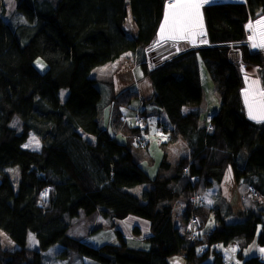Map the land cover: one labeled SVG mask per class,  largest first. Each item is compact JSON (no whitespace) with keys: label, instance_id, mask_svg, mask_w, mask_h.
<instances>
[{"label":"trees","instance_id":"trees-1","mask_svg":"<svg viewBox=\"0 0 264 264\" xmlns=\"http://www.w3.org/2000/svg\"><path fill=\"white\" fill-rule=\"evenodd\" d=\"M15 1L22 22L11 25L2 19L0 0V230L15 244L0 248V264H45L55 246L58 257L76 254L83 263L82 257L95 264H168L180 255L187 264H223L229 256L216 246L233 242L239 264H264V256L242 255L254 241L264 247V122L246 116L240 93V64L256 68L264 88V52L249 48L245 30L264 14V0L205 4L208 45L181 46L163 60L158 53L154 69H148L145 51L157 35L164 4L173 0ZM127 14L133 33L124 27ZM125 53H142L140 67L154 91L148 101L166 118L155 125L167 141L181 139L188 149L173 165L162 154L152 175L148 126L124 122L130 140L121 144L97 120L101 94L90 72ZM38 58L47 66L44 72L34 63ZM201 63L219 98L218 111L204 117ZM63 89L67 96L61 100ZM136 96L120 91L113 99L116 114ZM133 110L149 116L145 108ZM15 117L19 130L11 125ZM114 123L120 127L121 119ZM30 133L40 140L39 151L23 147ZM229 167L249 194L250 204L236 214L221 201L205 208L200 193L219 184ZM140 185L146 187L139 195L130 192ZM177 200L184 204L182 233L173 223ZM81 211L147 220L145 246H127L118 230V242L97 247L69 236L70 220ZM29 235L36 249L28 246Z\"/></svg>","mask_w":264,"mask_h":264},{"label":"crops","instance_id":"crops-1","mask_svg":"<svg viewBox=\"0 0 264 264\" xmlns=\"http://www.w3.org/2000/svg\"><path fill=\"white\" fill-rule=\"evenodd\" d=\"M242 1L243 0H221L220 2H242ZM205 4H208V3H204L203 5H205ZM200 10H201V8H200ZM262 15H264V14H262ZM262 15H260L259 17H261ZM201 17H202V15H201ZM162 21H163V18L161 20V23H162ZM248 22H250V21H248ZM202 23H203V18H202ZM246 25H245V30L247 29ZM160 26H161V24L159 25L157 34L159 33ZM129 28H130L131 33L135 32L134 25L129 26ZM203 32H204V35L202 36V41L200 43H187V45H183V46H188L190 48H195V47H199V46H207L208 42L206 39V31H205L204 23H203ZM251 32H252V30L250 31V34H251ZM259 32H260L259 30L256 31L258 41H259ZM248 35L249 34L247 31V33H246L247 39H249ZM159 36L160 35L158 34L157 38ZM197 39H199V38H197ZM247 44H248L249 48L252 50H260V51L264 52V48H260V47L254 48L252 46V42L248 43V40H247ZM180 48L176 49V51L181 50ZM139 57H142V53H140L138 56L135 53H125L116 61L111 62V63H107L105 65L98 67V68H101V70H102L100 72V74L103 75V77H104V79L102 80V84H104V86L106 88L105 92H106L107 98H106V101L103 105V106L106 105L105 108L100 109V110L98 109L97 120L99 122V125L103 129H105L110 134V136L112 138H114L117 142H119L121 144H125L127 141L130 140L129 139L130 133L124 131L122 129V127L124 125V122L130 124L131 117H132V111H134L133 109L137 110L139 108L140 109L145 108L147 110V115L155 116V117H157V120L160 119V120L166 122L165 114L160 112L159 110H157L151 101L150 102L148 101L152 98L154 91L152 89V86H151L149 79L145 75H143V73H142V69L140 67V62H139L140 59H138ZM156 59L151 61V59L149 58V62H152L155 65V67L157 65L155 63ZM147 67H148V64H147ZM46 68H47V66H46V64H44V66H41V68H39V71L44 72L46 70ZM96 68H94V69H96ZM148 69H150V68L148 67ZM93 70H91V72H93ZM240 72H241L242 83H243L242 88H241V92H240L241 93V100H242V104L245 108L246 116L249 118L248 107L245 104V95H244L245 90L249 89L250 92L255 91L257 89L259 91H264V88L259 83L256 68L240 64ZM250 73H252V74H250ZM199 74H200L201 86H202V90H203V99H202V102L200 105V108L202 110V117H204V115H206V114L214 115L219 109V98L214 91L213 83H212V81H211V79L207 73V70L204 68L202 63L200 64V67H199ZM93 79L96 81V84L98 86V81L95 78H93ZM253 81H256L257 84L253 85L252 84ZM250 86H251V88H250ZM98 89H99V87H98ZM123 89H129L131 91H134V92H136L137 96L135 99H133L131 101L130 105L118 106V108H117V114L118 115H117L116 114V108L113 105V99ZM99 91H100V89H99ZM100 94H101V91H100ZM257 99H258V97H257ZM146 101H148V102H146ZM146 104H147V106H146ZM99 106H100V104H99ZM190 109L191 108H189V107H185L183 110L185 112H187ZM100 117H101V120H100ZM116 117H119L121 119V126L120 127L117 126V123H114V121L116 120ZM250 120H252V119H250ZM252 121L257 122L255 120H252ZM262 122H264V121H262ZM164 137H165V139L163 141L160 140V138L155 139V137L154 138L149 137L150 138V140H149L150 147L149 148L150 149L153 148V151L154 152L156 151L157 154H159L160 158H161L162 154H165L167 161H169L171 163V165H173L181 156L186 155L187 151H184L185 149L183 148V151L181 153H177V155H174L177 152V150L175 149L176 145L178 143H179V145H181L182 144L181 142H183V141L181 139H176L175 141H172V142L166 144V141L168 139V134L166 133ZM164 144H166V145H164ZM182 146H183V144H182ZM148 153H150L152 155L150 150L148 151ZM244 158H245L244 156L241 157V163L244 162L243 161ZM158 161H160V159ZM241 181H242V178L240 180H236L234 178V174H233L232 169L230 167L227 168L224 171L223 178H222L221 182L218 184V187L216 189V190H218V195H216V197H217L216 204L219 205L220 201H221V203L223 202V204L229 206V208L231 209L233 214L241 212L246 207V205H249L250 204L249 197H248L249 194L247 193L246 188L244 189L245 185L242 184ZM241 185H244V186L241 187ZM214 187H216V186H212V184H211L210 188H208V189L213 190ZM257 199H258V201H261V198L258 197ZM177 202L178 201H176L172 206V208H173V223H174L175 227L178 228L179 232L182 233L186 226H185V224H183V222L180 218L181 212L183 209L182 208H176L177 206H179ZM131 216L132 215H129L126 218L131 217ZM136 217L137 216L131 217V218H133L131 220H134L136 223H138L139 220ZM147 224H148V222H147ZM212 225H213V223L211 221L209 223L208 227L210 228ZM29 236H28V239H29ZM232 244H237V243L233 242V243L228 244L227 246H224L222 251L227 250L229 247H231ZM36 246H37L36 241H33L32 246H30V248L36 249ZM58 248H60V247H58ZM254 255H258L260 257H263L264 252H259V254H254ZM85 261L90 262V263L92 262V261H89L87 259H85ZM167 261H168V264H187L184 257L180 256V255L171 256L167 259Z\"/></svg>","mask_w":264,"mask_h":264},{"label":"rangeland","instance_id":"rangeland-1","mask_svg":"<svg viewBox=\"0 0 264 264\" xmlns=\"http://www.w3.org/2000/svg\"><path fill=\"white\" fill-rule=\"evenodd\" d=\"M221 0H208L207 3H211V2H220ZM3 2V13H2V19L4 22L8 23V24H13L16 25L18 23L22 22V17L16 12V1L15 0H2ZM175 0L173 1H169L166 2L164 4V14H163V21H164V16H165V12L168 8V5L170 3H174ZM128 15V14H127ZM260 15H258L255 19L250 20V22L247 23L246 25V33L248 31V43L252 42V40L250 39V37H252L253 35V31L250 34V29H249V25H254L255 30H259L260 31V26L258 24V22L260 21H264V15H262L261 17H259ZM259 17V18H258ZM160 22V24H163ZM133 24L131 23V20L129 18V15L127 16V20L125 21V28H129V26H132ZM161 28V26H160ZM160 33V30H159ZM158 33V34H159ZM157 34V35H158ZM157 35L154 39V41L152 42V44H150L147 47V50L145 51V55L147 53V59L145 60V63L148 64L149 62V58L152 60L156 59V56L158 55V53H161L160 55V60H163L165 58H167L171 53H175L178 52L176 51V49H179L181 46L183 45H187V43H192L189 40H171V39H161L160 36L157 38ZM202 36H197L195 38V43H200L202 41ZM199 38V39H197ZM199 40V41H198ZM258 41V39H257ZM172 51V52H171ZM156 55V56H155ZM39 62V63H38ZM36 67L41 68V66H44V62L38 58L35 62ZM34 64V65H35ZM101 68H96L93 70V72L90 73V77L91 78H95L98 81V87L101 91V101H100V106H99V110L100 109H104L105 106L104 103L106 101V88L104 86V84H102V80L104 79L103 75L100 74L101 72ZM140 71V70H139ZM252 74V73H250ZM67 96V90H61L59 92V97L61 98V100H64V98ZM147 106V104H146ZM103 107V108H102ZM140 109V108H139ZM101 120V117H100ZM157 121V117L155 116H147L146 117V122L145 124L148 126V130H147V135L151 138H160V140H164L165 139V134L162 133H156L155 132V124ZM12 127L15 128L16 130H19V125H20V121L17 117H15L11 123ZM33 138H35V141H38V145L33 141ZM88 139H92L91 137ZM183 141V140H182ZM170 143L169 141H166V144ZM183 144L179 145V143L176 145L175 149L177 150V152L174 155H177V153H181L183 151V148L185 149L184 151H187L188 153V149L187 146L185 144V142H181ZM164 144V145H166ZM23 147L29 149V150H34V151H38L39 148L41 147V142L40 140L34 136L32 133L29 134L26 142L23 144ZM150 152L153 155V164L150 165L149 167H147V171L150 175H152L154 173V170L156 169V167L158 166V160L160 159L159 154H157V152L155 153L153 151V148H149ZM186 153V154H187ZM151 155V156H152ZM183 158V156H181L176 162H179V160ZM155 162V163H154ZM175 162V163H176ZM157 165V166H156ZM16 176V177H15ZM19 178V170L18 168H15V170H13L12 173V180L15 182L16 179ZM16 185V183H14ZM212 186H216L213 188V190H209V189H205L202 192V199H203V203L202 206H204L205 208H213L215 207L216 202H217V197L216 195H218V184L212 182ZM244 185H241V187ZM145 185H140L137 186L133 189L130 190L131 193L135 194V195H139L140 191L145 188ZM247 187L244 186V189ZM245 198V197H244ZM178 205L176 208H182L184 207L183 202H181L180 200H177ZM211 201V202H210ZM42 203V202H41ZM44 204V203H42ZM198 204V203H197ZM248 205H246L247 207ZM245 207V208H246ZM131 217H135V216H131ZM128 217V218H124L121 220L118 219H104L101 214L97 211V212H93L91 214H85L82 211L79 213V215L76 218H73L72 220H70V224H69V228L67 231V234L71 237L77 238L78 240L83 241L84 243L92 246V247H97L101 244L104 243H116L118 242L115 236V230H118L121 232L127 246L129 247H141V246H145V242L143 241V237L149 234V228H148V224H147V220L141 218V217H136L138 218L139 222L136 223L134 220H131L133 218ZM36 241L35 237L33 235L29 236L28 239V246H32V242ZM236 243V242H234ZM235 245V246H234ZM15 246V244L12 242V240H10V238L7 236L6 233H4L3 231L0 230V248L3 249H10L13 248ZM56 247V248H55ZM52 251L50 253H48L46 255V259H45V264H95L93 261L90 262H86L85 259L87 258H83L84 263L82 262V260H80L79 256H77L76 254H68V257L66 258H61L58 257V253L61 251L60 248H58V246H55ZM216 247H218V249H223L224 245L223 244H218ZM261 249H264V247L260 246L257 244L256 241H254L252 244H250L248 247H246L243 251V255L244 256H252L254 254H259V252H261ZM238 251V247L236 244H232L231 247H229L227 250H225V254L228 257V260L224 261L223 264H225V262H227L228 264H239V260H240V256L237 255ZM89 260V259H87ZM91 261V260H89Z\"/></svg>","mask_w":264,"mask_h":264},{"label":"snow or ice","instance_id":"snow-or-ice-1","mask_svg":"<svg viewBox=\"0 0 264 264\" xmlns=\"http://www.w3.org/2000/svg\"><path fill=\"white\" fill-rule=\"evenodd\" d=\"M207 2L208 0H175L174 3H170L160 28V38L162 40H189L195 43L197 36L204 35L200 8ZM258 24L261 29L259 41H257L256 26L251 24L249 29L253 31V35L250 39L254 48H264V21H260ZM252 84L256 85L257 82L253 81ZM244 95L249 118L258 123L264 121V91L257 89L250 92L249 89H246ZM33 141L38 145L35 138H33ZM261 252H264V249H261Z\"/></svg>","mask_w":264,"mask_h":264},{"label":"built area","instance_id":"built-area-1","mask_svg":"<svg viewBox=\"0 0 264 264\" xmlns=\"http://www.w3.org/2000/svg\"><path fill=\"white\" fill-rule=\"evenodd\" d=\"M155 65L152 63V62H148V67L151 69L152 67H154ZM131 124H132V126H135V127H141V126H144L145 125V122H146V116L145 115H143L141 112H139V111H136V112H134V114L132 115V117H131ZM143 124V125H142ZM206 127H207V129H210V125H206ZM155 132L156 133H162L163 132V129L160 127V126H157V125H155ZM136 140H138L139 141V146H140V148H142V149H145V147H146V142H144V141H142L141 139H140V136H138L137 137V139ZM251 192H253V190H250ZM201 199V197L200 196H198V200H200ZM191 222L193 223V222H195V219L194 218H192L191 219ZM227 260V259H226ZM226 260H224V261H226ZM225 264H228L227 262H225Z\"/></svg>","mask_w":264,"mask_h":264},{"label":"bare ground","instance_id":"bare-ground-1","mask_svg":"<svg viewBox=\"0 0 264 264\" xmlns=\"http://www.w3.org/2000/svg\"><path fill=\"white\" fill-rule=\"evenodd\" d=\"M203 6H204V5H203ZM203 6H202V7H203ZM202 7H201V10H200L201 15H203ZM154 68H155V66L152 67L151 69H154ZM130 124H131V122H130ZM131 125H132V124H131ZM86 135H88L89 137H91V135H89V134H86ZM149 140H150V138L146 139V142L149 143ZM144 141H145V140H144Z\"/></svg>","mask_w":264,"mask_h":264},{"label":"clouds","instance_id":"clouds-1","mask_svg":"<svg viewBox=\"0 0 264 264\" xmlns=\"http://www.w3.org/2000/svg\"><path fill=\"white\" fill-rule=\"evenodd\" d=\"M133 115V114H132Z\"/></svg>","mask_w":264,"mask_h":264}]
</instances>
